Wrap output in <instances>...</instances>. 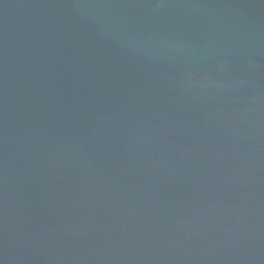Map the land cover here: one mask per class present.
Returning a JSON list of instances; mask_svg holds the SVG:
<instances>
[{"label":"water","instance_id":"95a60500","mask_svg":"<svg viewBox=\"0 0 264 264\" xmlns=\"http://www.w3.org/2000/svg\"><path fill=\"white\" fill-rule=\"evenodd\" d=\"M0 264H264V0H0Z\"/></svg>","mask_w":264,"mask_h":264}]
</instances>
